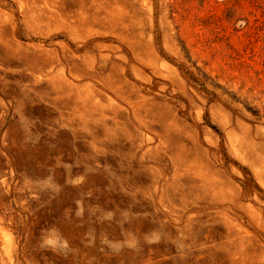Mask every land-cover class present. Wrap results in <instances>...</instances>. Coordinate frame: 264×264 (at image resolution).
I'll use <instances>...</instances> for the list:
<instances>
[{
  "label": "rangeland",
  "instance_id": "1",
  "mask_svg": "<svg viewBox=\"0 0 264 264\" xmlns=\"http://www.w3.org/2000/svg\"><path fill=\"white\" fill-rule=\"evenodd\" d=\"M0 264H264V0H0Z\"/></svg>",
  "mask_w": 264,
  "mask_h": 264
}]
</instances>
